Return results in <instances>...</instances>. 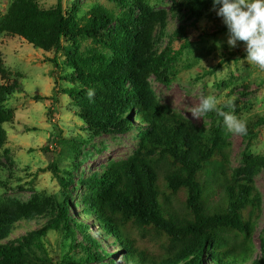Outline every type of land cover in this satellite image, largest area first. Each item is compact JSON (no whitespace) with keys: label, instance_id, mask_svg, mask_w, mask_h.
I'll list each match as a JSON object with an SVG mask.
<instances>
[{"label":"trees","instance_id":"1","mask_svg":"<svg viewBox=\"0 0 264 264\" xmlns=\"http://www.w3.org/2000/svg\"><path fill=\"white\" fill-rule=\"evenodd\" d=\"M219 1L174 4L179 12L184 9L186 22L180 23L184 18L180 15L179 24L169 32L164 10H152L146 0H134L137 16H114L99 5L81 17L74 8L64 9L61 0L49 8L38 0H12L0 18V33L65 55L62 63L75 83L62 92L79 108L86 126L94 132L115 125L119 131L138 133L129 157L109 162L87 182L93 193L84 216L105 226L116 246L107 254H122V264H264V227L260 258L251 259V234L261 210L253 177L264 171V155L247 149L243 166L232 170L225 129L196 126L159 103L147 82L151 73L161 78L182 55L191 44L186 27L196 25ZM79 38H91L98 46L81 50ZM178 39L183 41L175 48ZM50 60L60 66L56 57ZM17 91L20 82L0 65V148L7 139L4 124L13 118L3 102ZM262 125L264 116L245 127L248 142ZM59 184L65 189L68 183L59 176ZM214 195L218 199L212 200ZM172 198L181 200L182 209H173ZM69 203L67 195L60 196L56 214L43 227L5 244L1 241L10 227L42 216L48 203L36 195L26 203L1 200L0 264H64L48 257L43 237L55 229L74 240L75 230L90 227L70 213ZM85 259L99 261L101 256L88 252Z\"/></svg>","mask_w":264,"mask_h":264},{"label":"rangeland","instance_id":"2","mask_svg":"<svg viewBox=\"0 0 264 264\" xmlns=\"http://www.w3.org/2000/svg\"><path fill=\"white\" fill-rule=\"evenodd\" d=\"M11 1L0 0V18ZM61 1L64 9H76L77 17L99 5L114 16L139 14L134 0ZM182 1L146 0L152 10H164L167 32L179 24L180 15L184 17L180 23L186 22L184 9L179 12L173 8ZM38 2L49 8L57 0ZM186 29L190 46L163 70L161 78L151 73L147 82L159 103L175 109L196 126L203 130L224 128L231 146L230 167L240 168L247 149L264 155V125L250 142L245 137V127L264 116V0H220L196 25ZM182 41L175 40L174 47ZM78 42L81 50L98 46L93 45L91 38H79ZM63 43L66 44L64 40ZM52 57L60 66L50 60ZM64 57L63 53L34 47L18 35L0 33V65L21 86V91L3 102V108L11 110L13 118L4 124L7 139L0 148V201L26 203L36 195L48 203L42 216L31 221L19 220L1 242L15 243L25 233L43 227L56 214L55 201L67 195L70 213L90 227L75 230L74 240L62 230L48 231L43 237L48 257L64 264H122V254H107L115 251L116 246L105 226L93 216H84L90 204L88 197L93 193L87 182L109 162L129 157L137 147L138 133L130 129L119 131L115 125L94 132L85 125L79 108L62 92L75 83L62 63ZM128 85L132 89L134 82L130 80ZM129 117L133 120L132 114ZM59 176L68 183L65 189L60 188ZM253 179L260 194L261 210L251 234V259H259L264 227V171ZM217 196L211 199H218ZM172 205L177 210L183 206L177 198H172ZM88 252L101 259L86 260ZM204 259L209 262V257Z\"/></svg>","mask_w":264,"mask_h":264}]
</instances>
